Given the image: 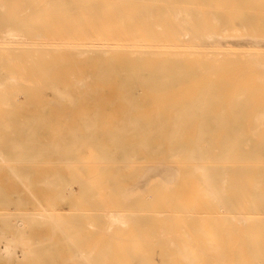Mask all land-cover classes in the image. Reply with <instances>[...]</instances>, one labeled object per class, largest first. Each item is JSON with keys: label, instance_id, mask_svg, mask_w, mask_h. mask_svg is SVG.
<instances>
[{"label": "bare ground", "instance_id": "obj_1", "mask_svg": "<svg viewBox=\"0 0 264 264\" xmlns=\"http://www.w3.org/2000/svg\"><path fill=\"white\" fill-rule=\"evenodd\" d=\"M8 163L0 264H264V0H0Z\"/></svg>", "mask_w": 264, "mask_h": 264}, {"label": "rangeland", "instance_id": "obj_2", "mask_svg": "<svg viewBox=\"0 0 264 264\" xmlns=\"http://www.w3.org/2000/svg\"><path fill=\"white\" fill-rule=\"evenodd\" d=\"M6 166H10V167H14L15 165H14V163H8V164H6V165H4V164H1L0 165V184H1V186H3L4 187V189H5V193L8 195H11L13 192L16 194V195H19V193L21 194L20 195V197L21 198H23V199H29V202H30V204L26 207V208H23V210L22 209H20V210H18L19 212H30V211H32L33 210V208L37 205L36 203H37V201L39 202V203H43V204H45V200L44 201H39V199H40V197H39V195L37 194V193H35L37 190L35 189H33V190H31L30 191V189H26V187L23 185L22 186V183L21 182H19V181H17V180H15V179H13L12 177H10V176H7V174H6V172H5V169H6ZM48 168H50V167H48ZM4 171V172H3ZM4 174L7 176V177H5L4 176ZM23 187V188H22ZM22 191H24L23 193H22ZM28 192V193H27ZM41 200V199H40ZM59 207H55V209H58ZM2 211H1V213H3L4 211H5V209H1ZM18 211H5V212H8V213H13V212H18ZM28 233H29V238H31V237H33V232H31V231H28ZM47 236L46 235H44V234H42V235H40L39 236V238L40 239H43V238H46ZM3 244H0V249H1V251L2 252H4L5 250H4V246H2ZM2 246V247H1ZM20 250L18 249H16V256H19L20 255ZM20 257V256H19Z\"/></svg>", "mask_w": 264, "mask_h": 264}]
</instances>
